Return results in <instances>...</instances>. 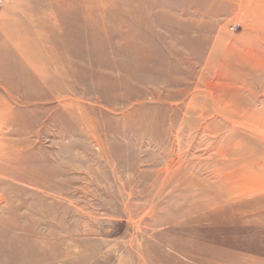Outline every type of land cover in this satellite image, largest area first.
<instances>
[{"label": "rangeland", "instance_id": "374dc122", "mask_svg": "<svg viewBox=\"0 0 264 264\" xmlns=\"http://www.w3.org/2000/svg\"><path fill=\"white\" fill-rule=\"evenodd\" d=\"M26 22L52 25L40 38L57 49L107 46L116 80L79 74L72 100L49 94L52 70L27 54L38 41L0 37V97L22 115L0 116V264H264V0H0V23ZM218 37L233 68L169 72L191 95L168 103L153 90L178 89L150 83L128 49L188 54ZM12 76L28 86L16 96ZM66 103L87 114L58 116Z\"/></svg>", "mask_w": 264, "mask_h": 264}, {"label": "bare ground", "instance_id": "6f19581e", "mask_svg": "<svg viewBox=\"0 0 264 264\" xmlns=\"http://www.w3.org/2000/svg\"><path fill=\"white\" fill-rule=\"evenodd\" d=\"M190 6L191 4L187 7V9ZM187 9H181V11L185 13ZM220 9V6L209 10L196 8V13L199 14L200 17L207 15L216 16L221 11ZM199 20L201 21L202 19ZM201 22L196 20H194V22H191V24L187 26L191 29V31L188 32H200L202 30ZM51 27L52 25L35 24L32 22H26L20 25L14 23H0V37L9 42H16L15 45L20 47V50H23V46L26 42L30 44L35 39L38 41L37 43H39V46H36V44L32 51H27V54H29L30 59H32L33 57L36 58V63L43 64L48 71L52 70L51 76L47 81L49 84L51 83L50 89H53L49 94H66L68 95L69 99L72 100L74 95L76 94V87L73 84V79L76 78L79 74H85L82 75L84 78L89 79L94 83L97 82V84L100 83L101 86H109L112 81L116 80L102 73L103 70L113 69L112 63L103 61L100 57L101 55H97L98 51L106 50L107 46L96 43L90 47L91 52L85 53L75 52V47L72 45H64L62 49H57L51 44H47L46 39L40 38V34L42 35L45 30H47L48 28L50 29ZM97 33L98 27H92L91 34L93 38ZM166 37L167 36L159 35L158 39L159 41L164 42V39H166ZM168 37L175 40V30L173 29V27H171V29L169 30ZM18 40H20L21 43ZM23 40L24 42H22ZM91 42H93V40H91ZM150 42H136V44L132 43L129 45L128 49L135 53V63L146 69L147 76L150 75L147 79L150 83L162 85L165 90L170 87L178 89L175 92L168 93L167 96L162 95L161 91L153 90L154 99L160 102L164 100L163 102L168 103L176 99L180 100V98L182 99L186 95L190 94V90L187 87L188 84H183V82L185 81H183L182 79H177L175 77L172 79L169 77V72H171L172 74L179 72L188 74L191 71V68L188 67L190 61H192L194 65L196 64L204 68L211 67L215 70H230L233 68L230 63L231 60H229V57L231 55V51L229 50L231 47L228 46V48L226 49L225 46L220 43V37L215 38L212 41L205 40L204 43L201 42L202 46L198 48V51H194L192 49L188 54H186L184 50H187L189 43L183 41H180V43H178L180 49H177L175 45L170 46L165 44L164 46H162V48L155 47L154 44ZM5 47L6 43H4L3 46L0 44V48L2 50H4ZM207 52H209V54L205 56ZM19 55L21 57L25 56V54ZM12 60L14 59H11L9 63H11ZM81 62L90 63L91 66L96 68L98 71H90ZM18 77H13V80L15 78V80L13 81L15 84L6 87V89H8V91L10 92V96H16V92L19 91L18 88H20L21 90L28 88L27 85L22 83L23 81H19L20 78ZM16 79L18 82H16ZM201 96L202 95L198 93L192 95L190 97V101H188L187 104H184L181 109H184L188 114L194 113V111L197 109L196 104L201 100ZM27 99L31 98L26 97L25 103ZM10 107H8L5 100L0 97V116H3L4 113L9 112L10 115L13 114L12 117L16 119L18 115L15 112H12ZM74 111L80 112L82 114H87V112L80 109L79 105H77L76 103H66L62 114L58 116L63 115L72 117ZM58 116H56L54 120L58 119ZM21 117L22 115H19V117L17 118L21 119ZM4 120L6 119H1V122Z\"/></svg>", "mask_w": 264, "mask_h": 264}]
</instances>
